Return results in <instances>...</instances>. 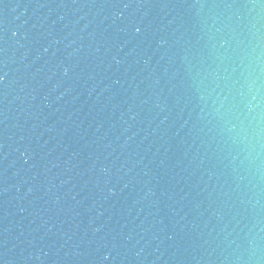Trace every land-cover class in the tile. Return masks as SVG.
<instances>
[{"label":"water","instance_id":"1","mask_svg":"<svg viewBox=\"0 0 264 264\" xmlns=\"http://www.w3.org/2000/svg\"><path fill=\"white\" fill-rule=\"evenodd\" d=\"M0 264H264V0H0Z\"/></svg>","mask_w":264,"mask_h":264}]
</instances>
